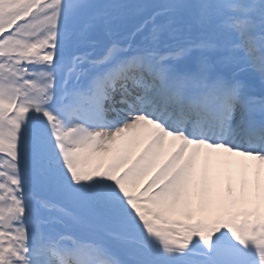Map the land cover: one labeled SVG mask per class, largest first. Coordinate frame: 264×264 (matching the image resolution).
<instances>
[{"label":"snow or ice","instance_id":"snow-or-ice-1","mask_svg":"<svg viewBox=\"0 0 264 264\" xmlns=\"http://www.w3.org/2000/svg\"><path fill=\"white\" fill-rule=\"evenodd\" d=\"M0 264H264V0H0Z\"/></svg>","mask_w":264,"mask_h":264},{"label":"bare ground","instance_id":"bare-ground-1","mask_svg":"<svg viewBox=\"0 0 264 264\" xmlns=\"http://www.w3.org/2000/svg\"><path fill=\"white\" fill-rule=\"evenodd\" d=\"M230 159H231V161H236V160H238L240 158H238V157H231ZM212 165H213V168L215 169V167L217 165V159H216V157H213L212 158Z\"/></svg>","mask_w":264,"mask_h":264}]
</instances>
